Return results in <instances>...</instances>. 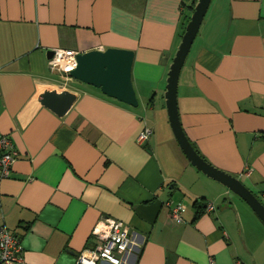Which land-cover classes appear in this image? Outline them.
Returning <instances> with one entry per match:
<instances>
[{"label": "crops", "instance_id": "crops-1", "mask_svg": "<svg viewBox=\"0 0 264 264\" xmlns=\"http://www.w3.org/2000/svg\"><path fill=\"white\" fill-rule=\"evenodd\" d=\"M196 1L0 0V134L18 152L0 179V225L23 246L16 264H74L101 216L129 229L121 264H264V224L191 165L169 125L167 72ZM108 47L134 51L136 107L48 66L56 48ZM52 89L77 95L62 116L40 101ZM177 106L198 153L264 203V0L210 1ZM168 200L186 206L182 221Z\"/></svg>", "mask_w": 264, "mask_h": 264}, {"label": "water", "instance_id": "water-1", "mask_svg": "<svg viewBox=\"0 0 264 264\" xmlns=\"http://www.w3.org/2000/svg\"><path fill=\"white\" fill-rule=\"evenodd\" d=\"M211 0H197L185 25L181 41L169 65L164 92L166 113L173 136L187 160L207 177L219 182L241 198L264 224V203L241 180L207 162L187 138L178 113L177 86L180 70L200 28ZM53 51L47 57L51 58ZM134 51L116 47L93 49L76 54V66L67 75L74 80L99 88L120 102L136 107L138 100L132 83ZM58 74L56 69H53ZM77 95L69 90L51 91L41 97V103L58 116L65 114Z\"/></svg>", "mask_w": 264, "mask_h": 264}, {"label": "built area", "instance_id": "built-area-1", "mask_svg": "<svg viewBox=\"0 0 264 264\" xmlns=\"http://www.w3.org/2000/svg\"><path fill=\"white\" fill-rule=\"evenodd\" d=\"M72 49L56 48L53 55L48 59V66L56 69L58 74L69 78L67 73L76 66V54ZM153 133L149 125H145L137 136V142L145 143ZM264 136V132H263ZM18 155L11 139L6 134H0V179L11 176L12 165ZM165 205L168 207V215L175 222L182 221V215L186 206L182 202L168 200ZM214 208L212 202H207L205 210ZM92 245L80 250L74 264H121L124 253L130 246L129 229L123 221L110 216H101L95 223L92 233ZM0 259L5 264H16L23 260V246L15 234L9 232L0 225ZM209 264H214L212 258ZM235 264H244L236 261Z\"/></svg>", "mask_w": 264, "mask_h": 264}, {"label": "trees", "instance_id": "trees-1", "mask_svg": "<svg viewBox=\"0 0 264 264\" xmlns=\"http://www.w3.org/2000/svg\"><path fill=\"white\" fill-rule=\"evenodd\" d=\"M192 10H193V7H192ZM197 151V150H196ZM198 152V151H197ZM202 156V155H201Z\"/></svg>", "mask_w": 264, "mask_h": 264}]
</instances>
